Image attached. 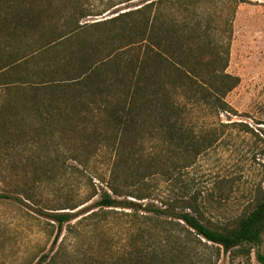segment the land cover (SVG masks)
Returning a JSON list of instances; mask_svg holds the SVG:
<instances>
[{"label":"trees","instance_id":"trees-1","mask_svg":"<svg viewBox=\"0 0 264 264\" xmlns=\"http://www.w3.org/2000/svg\"><path fill=\"white\" fill-rule=\"evenodd\" d=\"M75 4L0 0V159L52 186L81 173L101 150L112 158L95 211L70 225L79 215L58 211L85 202L51 209L57 233L36 264H215L219 250L249 255L264 234V183L252 210L231 228L206 224L193 197L140 203L150 198L146 179L170 178L211 147L196 136L190 113L230 109L224 97L238 83L226 73L237 0H140L83 24L100 14ZM108 213L127 223L124 251L105 258L101 248L94 254L78 242L68 251L62 240L54 250L64 226L72 235ZM256 259L264 264V253Z\"/></svg>","mask_w":264,"mask_h":264},{"label":"rangeland","instance_id":"rangeland-1","mask_svg":"<svg viewBox=\"0 0 264 264\" xmlns=\"http://www.w3.org/2000/svg\"><path fill=\"white\" fill-rule=\"evenodd\" d=\"M74 1L78 4L75 7L92 15L100 14L82 19L81 24L111 18L140 3V0ZM62 3L73 8L70 2ZM226 73L238 79L236 87L224 97L230 109L214 113L202 107L188 117L196 136L209 138L211 147L202 150L186 169L175 171L170 178L158 175L146 179L143 188L150 198L140 202L142 206L146 203L160 206L172 198L193 197L200 205L204 222L216 228H231L254 207L264 183V0H237ZM1 97L0 90V102ZM111 162L109 152L101 150L83 168L79 167L81 173L67 174L51 186L32 182L21 171L22 164L11 166L6 159H0V264H36L41 256L51 252L57 233L56 225L48 217L54 213L51 209L85 202L74 211H58L79 215L70 225L95 211L93 204L100 189H105L103 182L108 181ZM24 192L32 201L25 199ZM99 220L95 225L91 221L80 223L72 235H67L64 226L54 250L62 240L61 246L68 251L72 242H78L84 249H94V254L95 248H101L99 252L105 258L124 251L128 239L125 219L108 213ZM203 250L209 256L216 252L214 248ZM256 252L264 253V234L261 245L249 255L239 250L231 253L219 250V256L213 255L212 261L260 264Z\"/></svg>","mask_w":264,"mask_h":264}]
</instances>
